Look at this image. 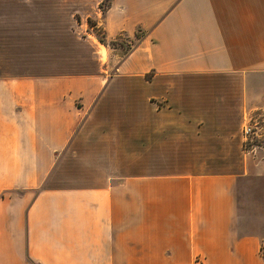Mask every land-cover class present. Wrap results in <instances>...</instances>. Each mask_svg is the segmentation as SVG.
<instances>
[{"label":"crops","instance_id":"1","mask_svg":"<svg viewBox=\"0 0 264 264\" xmlns=\"http://www.w3.org/2000/svg\"><path fill=\"white\" fill-rule=\"evenodd\" d=\"M58 1L129 48L0 75V264H264V0Z\"/></svg>","mask_w":264,"mask_h":264},{"label":"rangeland","instance_id":"2","mask_svg":"<svg viewBox=\"0 0 264 264\" xmlns=\"http://www.w3.org/2000/svg\"><path fill=\"white\" fill-rule=\"evenodd\" d=\"M4 7L7 15H10V21L6 22V36L0 37V75L22 72L39 75L98 72L101 63L106 64L107 57L97 42L104 47L120 48L116 42H106L100 28L93 30L95 37L89 35L86 27L82 28L79 16L73 14L71 9L69 12L61 1L34 0L15 4L7 1ZM14 13H19L20 19L12 23ZM89 21L92 25L86 22L88 28L93 26V21ZM10 27L16 36L8 34L12 31ZM101 36L104 44L99 42ZM124 43L129 47V43ZM120 49L123 54L127 51V48ZM107 70L110 68L107 67ZM254 143L250 150L264 154L263 142ZM261 254L264 259V244Z\"/></svg>","mask_w":264,"mask_h":264},{"label":"built area","instance_id":"3","mask_svg":"<svg viewBox=\"0 0 264 264\" xmlns=\"http://www.w3.org/2000/svg\"><path fill=\"white\" fill-rule=\"evenodd\" d=\"M243 146L246 151L251 149L255 141L264 144V118H248L242 129ZM254 148V147H253Z\"/></svg>","mask_w":264,"mask_h":264},{"label":"trees","instance_id":"4","mask_svg":"<svg viewBox=\"0 0 264 264\" xmlns=\"http://www.w3.org/2000/svg\"><path fill=\"white\" fill-rule=\"evenodd\" d=\"M87 23L89 24V25H92V23L89 21V20H87ZM98 35V34H97ZM99 42L100 43H102V44H104V41H103V37L101 36V37H99ZM120 48H127V50H128V48L129 47H127L126 46V44H123V43H120V45H118ZM253 144H255V143H252V145Z\"/></svg>","mask_w":264,"mask_h":264}]
</instances>
